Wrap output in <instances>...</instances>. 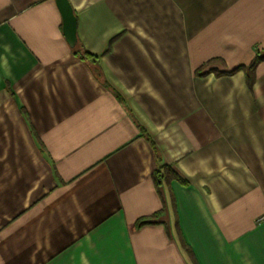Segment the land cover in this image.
Instances as JSON below:
<instances>
[{
    "label": "crops",
    "instance_id": "1",
    "mask_svg": "<svg viewBox=\"0 0 264 264\" xmlns=\"http://www.w3.org/2000/svg\"><path fill=\"white\" fill-rule=\"evenodd\" d=\"M69 1L109 86L0 0V264H264V0Z\"/></svg>",
    "mask_w": 264,
    "mask_h": 264
},
{
    "label": "trees",
    "instance_id": "2",
    "mask_svg": "<svg viewBox=\"0 0 264 264\" xmlns=\"http://www.w3.org/2000/svg\"><path fill=\"white\" fill-rule=\"evenodd\" d=\"M72 52L75 56L79 57L89 65L93 74L101 81V83H104L105 85L109 86V82L105 78L104 73L98 64V58L94 56L92 53H90L86 48H84L81 41L78 40L76 46L72 48ZM262 60H264V53H258L249 65V68L247 70V81L250 85L255 80L256 65ZM219 65H224V61L220 58H213L208 62L204 63L198 69H196L195 73L197 75H202V76L208 75L210 73H214L216 76H222V75H230L239 70L245 69V66L241 65L231 70H223L220 69ZM154 180L157 186L165 185L169 187L171 182H173L174 180H177L182 184H187V181L183 179L170 165H164L162 167L157 168L154 173ZM172 200L175 205L174 199ZM144 220L146 221L148 219H144ZM144 220L139 221L137 225L140 226L141 224H144L145 222ZM178 234L185 250L187 251L189 257L193 261V264H198L191 248L185 243L180 230Z\"/></svg>",
    "mask_w": 264,
    "mask_h": 264
},
{
    "label": "water",
    "instance_id": "3",
    "mask_svg": "<svg viewBox=\"0 0 264 264\" xmlns=\"http://www.w3.org/2000/svg\"><path fill=\"white\" fill-rule=\"evenodd\" d=\"M63 19V32L71 48L78 42L77 16L69 0H56Z\"/></svg>",
    "mask_w": 264,
    "mask_h": 264
}]
</instances>
